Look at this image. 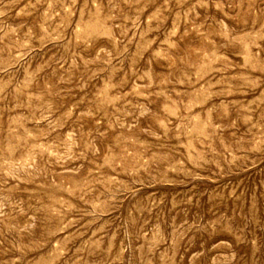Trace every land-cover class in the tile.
<instances>
[{
	"label": "rangeland",
	"instance_id": "374dc122",
	"mask_svg": "<svg viewBox=\"0 0 264 264\" xmlns=\"http://www.w3.org/2000/svg\"><path fill=\"white\" fill-rule=\"evenodd\" d=\"M0 264H264V0H0Z\"/></svg>",
	"mask_w": 264,
	"mask_h": 264
}]
</instances>
